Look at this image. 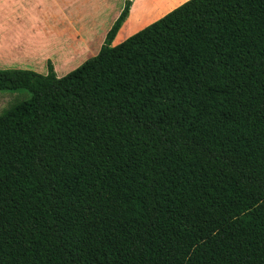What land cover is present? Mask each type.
Instances as JSON below:
<instances>
[{
  "label": "trees",
  "instance_id": "1",
  "mask_svg": "<svg viewBox=\"0 0 264 264\" xmlns=\"http://www.w3.org/2000/svg\"><path fill=\"white\" fill-rule=\"evenodd\" d=\"M58 76L0 69V264H264V0H187Z\"/></svg>",
  "mask_w": 264,
  "mask_h": 264
},
{
  "label": "crops",
  "instance_id": "2",
  "mask_svg": "<svg viewBox=\"0 0 264 264\" xmlns=\"http://www.w3.org/2000/svg\"><path fill=\"white\" fill-rule=\"evenodd\" d=\"M185 1L133 0L113 45ZM124 4L125 0H0V69L46 74L51 59L58 76L67 74L89 58V50L97 54ZM145 21L148 24L140 25ZM133 26L137 27L128 33ZM31 96L23 88L0 90V115Z\"/></svg>",
  "mask_w": 264,
  "mask_h": 264
},
{
  "label": "rangeland",
  "instance_id": "3",
  "mask_svg": "<svg viewBox=\"0 0 264 264\" xmlns=\"http://www.w3.org/2000/svg\"><path fill=\"white\" fill-rule=\"evenodd\" d=\"M143 25V24H148V21H145V22H142V23H140V25ZM137 26H133L130 30H129V32L128 33H130V32H133L134 30H135V28H136ZM88 54H86L88 57H91V55H93L94 54V51L92 52L91 50H89V52H87ZM81 63H79V64H77V67L80 65ZM46 73L48 72V68H46ZM14 98H16L17 100H19V99H21L22 97L21 96H19V97H14Z\"/></svg>",
  "mask_w": 264,
  "mask_h": 264
}]
</instances>
